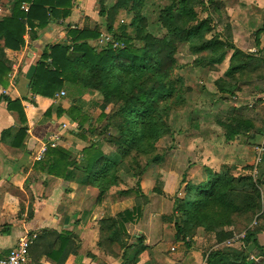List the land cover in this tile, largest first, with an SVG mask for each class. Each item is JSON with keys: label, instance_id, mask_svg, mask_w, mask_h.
<instances>
[{"label": "trees", "instance_id": "obj_1", "mask_svg": "<svg viewBox=\"0 0 264 264\" xmlns=\"http://www.w3.org/2000/svg\"><path fill=\"white\" fill-rule=\"evenodd\" d=\"M98 1L97 16L103 20L112 43L93 46L91 43L101 37L98 27L90 30L76 24L72 29L71 25L64 23L71 15L73 0H10V15L0 18L1 87L7 86L10 74L5 49L20 51L25 45V35L34 42L49 24L58 22L66 29V41L48 46L41 52L28 82L32 99L11 100L0 96V109L4 104L8 113L17 115L19 123L18 127L0 131V143L16 149L22 147L28 130L23 104L37 109L38 116L43 119L66 116L78 130H84L89 137L94 136L95 141L83 147L77 158L65 149L47 148L42 159L35 161L34 170L95 189L100 199L117 186L119 171L131 173L138 190L146 167L162 162L161 155H153L155 144L170 133L167 125L169 113L181 105L183 98L181 79L172 77L179 45L187 46L189 53L196 57L194 62L198 66L220 65L230 53L227 70L215 82L222 94H233L238 90L236 85L239 80L244 84L242 76L247 74L264 81V77L255 74L264 68V61H258L236 49L232 42L214 35L208 19L199 21L195 9L203 5L201 1L168 0L169 4L159 10L157 17L166 32L163 37H155L147 30V21L142 14L145 0H111L108 4ZM120 13L129 19V23L115 28ZM263 30L264 24L255 33L256 37ZM262 56L264 59V52ZM65 90H73L79 97L85 93L100 95L99 117L95 120L103 123L99 130L91 125L90 118L79 107L73 105L63 109L62 105L51 104ZM39 101L48 106L41 107ZM108 107L113 110L105 113ZM219 125L227 142L238 136L250 140L258 132L261 135L250 119L232 117ZM79 136L83 140V135ZM102 143L114 151L105 153L101 150ZM142 156L149 157L144 166L139 163ZM127 158L130 165L126 163ZM205 172V181L195 185L184 182L186 195L175 200L176 213L179 214L174 222L175 241L182 242L190 250V234L200 229L212 235L217 246L222 245L205 256L204 264H264V247L256 246L260 251L257 255L259 261H256L250 259L243 249L224 246L232 238L233 218L252 216L261 209L259 186L262 182L255 183L245 170L238 171L234 167L225 166L218 173L210 169ZM141 214L142 207L135 205L98 222V246L101 249L104 246L108 249L117 247L122 252L121 264H138L146 249L141 238H137L134 244L126 243L125 226L137 222ZM250 239L256 245L254 234H247L244 242L247 244Z\"/></svg>", "mask_w": 264, "mask_h": 264}, {"label": "rangeland", "instance_id": "obj_2", "mask_svg": "<svg viewBox=\"0 0 264 264\" xmlns=\"http://www.w3.org/2000/svg\"><path fill=\"white\" fill-rule=\"evenodd\" d=\"M110 1L103 0L106 4ZM198 1L203 3L202 6H198L195 9L198 20L208 19L213 27V34L229 42H232L233 35L230 21L235 15L239 14L236 6H241L238 10L248 9L246 13L251 17L255 15H261L262 17L263 15L262 11L260 13L257 12V7L259 5L264 7V0ZM168 4V0H145L142 14L147 21L148 32L155 37H163L166 34L159 25L157 17L159 10ZM99 7L100 3L98 0H73V16L75 21L79 20L77 26H83L90 30L98 27L101 31L100 39L91 43L93 46L112 43L111 38L105 32L103 20L97 16ZM128 23L129 19L123 13H120L116 18L114 27L128 25ZM254 24L256 23L251 22V26L246 30L249 35H243V38H256L255 33L260 30V27H256ZM127 31H130V29H127ZM253 44L254 41L248 45L252 46ZM113 46L118 47L114 43ZM263 52L264 50H261L258 56L254 58L258 59V61H264ZM203 56L205 57L204 54ZM175 59L177 64L172 77L181 79L183 98L181 105L169 113L167 125L170 133L155 144L153 155H161L162 162L159 165L146 167L144 174L139 180L138 190L135 185L136 179L132 177L131 173L119 171L117 186L111 188L104 195V199H107V202L115 201L117 203V201H120L121 206L118 213L131 209L135 205L142 207L140 219L134 224L125 226L128 235L126 243L134 244L137 238H141L144 246L158 247L159 252L156 249L151 254V257L148 256L149 261L155 262L158 260V263L162 261L163 264H204L205 256L211 250L217 249L222 245L217 246L213 236L205 234L200 229L190 234V239L192 240L190 242L192 245L190 250H187L182 242L175 241L174 222L179 216L176 213L175 200L185 197V183L195 185L205 181V169L218 173L223 167L227 166L234 167L238 171L245 170L246 174L251 175L257 162L256 159L259 156L257 148L264 143V140L261 141L259 137L260 140L258 138L248 140L246 137L239 136L227 142L225 140V132L219 123H223L232 117L251 118L253 120H250L254 121L255 129L261 131V135L257 131L256 136H263L264 138L261 100H255L260 106L259 109H250L249 100H247L249 92L244 87L254 80H260L258 76L264 77V68L255 73L258 78L249 74L242 76L244 86H238V90L234 91L233 94H222L215 86V82L219 79L217 77H222L225 73L224 67H211L206 64L204 66L196 65L194 62L196 57L189 53L186 45L178 46ZM200 69L203 70L202 73L197 72V70L201 71ZM239 82L241 83L240 80ZM262 82L264 85V81ZM263 85L261 83L263 88L259 87L257 92L261 90L264 93ZM213 86H215L216 91L220 95L226 97H219L218 101L211 97L210 92ZM186 89H189V91H185ZM62 92H64L63 99L77 96L73 90ZM236 93L240 95H236ZM83 95L85 99L80 100L85 103L84 114L90 118L91 125L99 130L103 123L102 121L101 123L95 122V120L99 117L101 97L97 93H85ZM112 110L113 107H108L105 113H110ZM67 134L69 136H62L59 133L51 136L58 138L54 148L65 149L71 152L75 158L78 157V152L83 147L95 141L94 136L89 137L87 132L78 130L76 127L67 131ZM81 134L84 137L82 138L83 140L80 139L79 135ZM101 145V150L105 153L114 151L113 148L105 143ZM263 155L264 153L261 156L262 158ZM148 158L140 157V165L144 166ZM129 159L131 158L129 157ZM129 159H126L128 165L131 163ZM250 168H252L251 171ZM262 168H264L263 159L256 166L258 178L260 177L259 170ZM260 186V190H263L262 184ZM263 215V213L260 214L259 210L258 213L252 216H235L233 218V226L230 229L232 238L236 241L232 247L238 250L243 249L250 259L252 258L256 261H259L257 255L260 253L256 246L264 247ZM114 216L106 215L104 218ZM97 226L99 227L98 223ZM247 234H254L256 245L251 239L247 244L244 242ZM241 245L243 248H241ZM103 249L104 251L108 250L107 252H109L112 259L119 260L121 252L117 247L108 249L104 246ZM144 260V257H140L138 264H143Z\"/></svg>", "mask_w": 264, "mask_h": 264}, {"label": "crops", "instance_id": "obj_3", "mask_svg": "<svg viewBox=\"0 0 264 264\" xmlns=\"http://www.w3.org/2000/svg\"><path fill=\"white\" fill-rule=\"evenodd\" d=\"M9 2L10 0H0V18L10 15ZM239 8L240 5L236 6L239 14L230 21L233 33L232 44L236 49L257 57L260 51L264 50V30L254 39L243 38V35H249L246 30L251 26V22H255L254 25L260 29L263 27L264 7L262 5L257 7L258 13L263 12L262 17L261 15L251 17L246 13L248 9L238 10ZM73 14L71 10L70 17L64 20V23L71 25L72 29L79 22V20L75 21ZM24 41L25 45L20 51L6 49L3 51L6 61L10 63V74L7 86L4 88L0 86V96H7L11 100L32 99L28 82L39 61V56L46 47L64 43L66 29L61 22L51 23L40 32L36 41H31L29 35L24 36ZM253 41L252 46L248 45ZM229 57L230 53L217 66L224 67L226 71ZM200 70L197 72L202 73L203 70ZM222 77L217 78L220 80ZM261 83L263 85L262 80H254L249 85L244 86L241 83L236 85V88L244 86L248 90L247 100L250 109L260 108L255 100H261L264 95L257 93ZM210 95L216 101L219 97H226L220 95L215 86L212 87ZM236 95L240 94L236 93ZM83 98L84 95L63 99V97L58 98L57 95L51 104L62 105L63 109L75 105L84 113L85 103L80 100ZM39 104L44 108L48 106L41 101ZM23 105L28 130L22 147L16 149L0 143V259L8 255L20 239L34 236L28 253L31 264H121V255L119 260L112 259L109 252L98 246L99 227L97 226L106 215L114 216L120 212V201L107 202L104 197L98 199L95 189L47 176L34 170L33 167L35 157L47 139L56 133L69 136L67 131L76 127V124L66 116L59 119L53 116L49 119L40 118L37 109L27 104ZM3 107L4 104L0 109V131L11 126L18 127L17 115L8 113ZM258 137L261 141L264 140L263 136L254 138ZM262 159L264 162V155ZM259 176L264 192V168L259 170ZM29 209L31 214L28 215ZM145 248L140 255L145 258L143 264H163L162 261L158 263V260L149 261L148 256L151 257L158 247L146 245ZM157 251L159 252L158 249Z\"/></svg>", "mask_w": 264, "mask_h": 264}, {"label": "built area", "instance_id": "obj_4", "mask_svg": "<svg viewBox=\"0 0 264 264\" xmlns=\"http://www.w3.org/2000/svg\"><path fill=\"white\" fill-rule=\"evenodd\" d=\"M25 11H26V7L23 6L22 7ZM64 95V92H61L60 95H58V98H62ZM261 106L263 108V119H264V95L261 98ZM58 142V138L56 136L51 137L43 146L42 148L39 150V152L37 153L36 157H35V161H40L46 151L47 148H54L56 146V143ZM257 152H258V157H257V162L255 163V167L252 170L251 176L252 179L255 183L257 182H261L260 178H258V172L256 169V166L258 165V163H260L262 161V154L264 153V143L257 148ZM261 186H259L260 189ZM261 191V199H260V203H261V209H260V214L264 213V192L263 190ZM35 237H26L23 239H20L17 244L10 250V252L8 253V255H6L5 257L0 259V264H31L30 260H29V248L32 244V241ZM237 239V238H236ZM235 239L232 238L228 241H226L224 243V246L226 247H230L233 248L232 246H234L235 244ZM241 248H243V246L241 245ZM252 259V258H251ZM255 260V259H254Z\"/></svg>", "mask_w": 264, "mask_h": 264}]
</instances>
